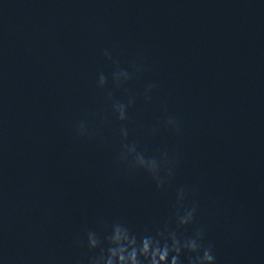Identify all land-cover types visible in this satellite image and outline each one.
<instances>
[{
	"label": "water",
	"instance_id": "obj_1",
	"mask_svg": "<svg viewBox=\"0 0 264 264\" xmlns=\"http://www.w3.org/2000/svg\"><path fill=\"white\" fill-rule=\"evenodd\" d=\"M0 264H264V0H0Z\"/></svg>",
	"mask_w": 264,
	"mask_h": 264
}]
</instances>
